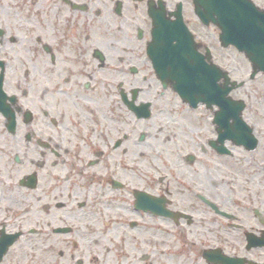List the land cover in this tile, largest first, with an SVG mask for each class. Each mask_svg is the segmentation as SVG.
Instances as JSON below:
<instances>
[{
	"label": "flooded vegetation",
	"instance_id": "flooded-vegetation-1",
	"mask_svg": "<svg viewBox=\"0 0 264 264\" xmlns=\"http://www.w3.org/2000/svg\"><path fill=\"white\" fill-rule=\"evenodd\" d=\"M223 2L0 0V264H264V72L228 55ZM159 25L241 82L225 105L161 78Z\"/></svg>",
	"mask_w": 264,
	"mask_h": 264
},
{
	"label": "water",
	"instance_id": "water-1",
	"mask_svg": "<svg viewBox=\"0 0 264 264\" xmlns=\"http://www.w3.org/2000/svg\"><path fill=\"white\" fill-rule=\"evenodd\" d=\"M215 9H217L219 18L221 17L218 24L222 30L220 38L223 45H234L243 52L254 68L253 73L258 70L264 71V15L254 8L240 7V14L237 18L231 6V0H225ZM163 26L159 25L155 30L152 46L159 62L162 77L166 76L171 81L173 88L188 99L192 105L198 100H202L203 96H206L207 105L216 100L217 103H221L219 97H223L222 104L225 105L227 100L224 97L235 84L231 83L229 86L226 74L216 67L208 65L204 68L193 53H183L177 46H172L168 31ZM220 77L224 78L222 86L216 83ZM227 111L232 116V110ZM233 117L237 120L236 115ZM239 127L236 125L233 128ZM223 136L241 143L240 139L244 135L235 132V130H229L224 132ZM252 140L255 143V140Z\"/></svg>",
	"mask_w": 264,
	"mask_h": 264
},
{
	"label": "rangeland",
	"instance_id": "rangeland-1",
	"mask_svg": "<svg viewBox=\"0 0 264 264\" xmlns=\"http://www.w3.org/2000/svg\"><path fill=\"white\" fill-rule=\"evenodd\" d=\"M227 53L230 56V58L233 59L234 64H237L238 67L248 64V62L241 55H236L233 51H230V50ZM242 93H243V90L240 91V95ZM248 94L260 99L262 95L264 94V84L262 85H258L257 83L252 84V88L248 89ZM260 143L262 146L258 148V150L256 151L255 153L256 156H260L259 154L261 155L264 154V133L260 135ZM229 159L231 158H227V157L223 158V160L225 161H228Z\"/></svg>",
	"mask_w": 264,
	"mask_h": 264
}]
</instances>
